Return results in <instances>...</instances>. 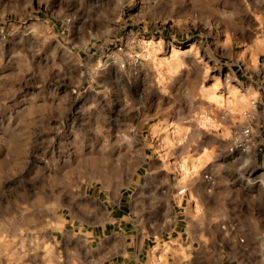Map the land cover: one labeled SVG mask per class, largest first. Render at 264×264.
<instances>
[{"label":"rangeland","instance_id":"obj_1","mask_svg":"<svg viewBox=\"0 0 264 264\" xmlns=\"http://www.w3.org/2000/svg\"><path fill=\"white\" fill-rule=\"evenodd\" d=\"M92 228L264 264V0H0V264Z\"/></svg>","mask_w":264,"mask_h":264},{"label":"crops","instance_id":"obj_2","mask_svg":"<svg viewBox=\"0 0 264 264\" xmlns=\"http://www.w3.org/2000/svg\"><path fill=\"white\" fill-rule=\"evenodd\" d=\"M95 235L94 228L85 233L86 239H89V237L92 239L98 238L102 242V246L98 248L97 252H91L89 249L84 251L85 259L81 264H148L150 247L145 240L146 238L143 237L142 242H140L136 235H130L129 231L123 230L115 231L107 236L102 235V239L99 235ZM81 241V238L71 236L68 239V245L77 246ZM98 255L103 256V259L99 262L95 258Z\"/></svg>","mask_w":264,"mask_h":264},{"label":"bare ground","instance_id":"obj_3","mask_svg":"<svg viewBox=\"0 0 264 264\" xmlns=\"http://www.w3.org/2000/svg\"><path fill=\"white\" fill-rule=\"evenodd\" d=\"M143 66H145L144 64H142ZM137 69V68H136ZM142 70H143V68H142ZM139 73H140V71H139ZM144 74H146V73H144ZM148 75V74H147ZM138 132V131H137ZM139 133V132H138ZM137 133V134H138ZM138 137V136H137ZM226 153V152H225ZM168 181V180H167ZM170 183H168V185H169ZM171 185H172V182H171ZM169 187H170V185H169ZM173 187V186H172ZM194 187V186H193ZM174 188V187H173ZM171 189V188H170ZM184 190V189H183ZM176 191V190H175Z\"/></svg>","mask_w":264,"mask_h":264},{"label":"built area","instance_id":"obj_4","mask_svg":"<svg viewBox=\"0 0 264 264\" xmlns=\"http://www.w3.org/2000/svg\"><path fill=\"white\" fill-rule=\"evenodd\" d=\"M244 133L247 134V132H244ZM182 193H184V190L179 191V194H182Z\"/></svg>","mask_w":264,"mask_h":264}]
</instances>
